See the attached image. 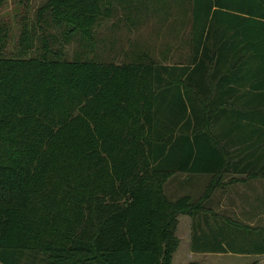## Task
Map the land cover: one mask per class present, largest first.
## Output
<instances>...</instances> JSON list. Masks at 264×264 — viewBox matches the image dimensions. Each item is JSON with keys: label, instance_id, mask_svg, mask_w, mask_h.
<instances>
[{"label": "trees", "instance_id": "trees-1", "mask_svg": "<svg viewBox=\"0 0 264 264\" xmlns=\"http://www.w3.org/2000/svg\"><path fill=\"white\" fill-rule=\"evenodd\" d=\"M174 2L190 50L171 64L66 58L27 23L14 55L0 19V264H171L180 214L193 251H232L242 229L202 224V199L231 167L239 122L264 121V0ZM112 10L45 0L36 15L89 39ZM203 172L204 196H166L174 174Z\"/></svg>", "mask_w": 264, "mask_h": 264}, {"label": "rangeland", "instance_id": "rangeland-1", "mask_svg": "<svg viewBox=\"0 0 264 264\" xmlns=\"http://www.w3.org/2000/svg\"><path fill=\"white\" fill-rule=\"evenodd\" d=\"M44 1L6 0L0 7V19L5 20L11 30L7 48L11 54L23 55L19 37L22 27L27 23L29 27L34 26L35 45H40L43 37H46L53 49L63 44L66 58L80 57L120 63L146 54L165 64L187 61L190 50L189 9H184V6L178 8L174 0H165V8L159 5L160 0H112L111 15L100 19L99 24L92 28L89 39L73 31L67 40L64 34L66 26L54 25L49 18L46 22L44 18L37 20V9ZM208 180L197 177L191 189L188 186L194 184L188 181L186 175L176 173L164 184V192L170 200L190 194L191 190L200 195L213 181L211 178ZM177 218L175 235L179 243L172 254L171 264H238L231 256L218 258L193 251V219L187 214H180Z\"/></svg>", "mask_w": 264, "mask_h": 264}, {"label": "crops", "instance_id": "crops-1", "mask_svg": "<svg viewBox=\"0 0 264 264\" xmlns=\"http://www.w3.org/2000/svg\"><path fill=\"white\" fill-rule=\"evenodd\" d=\"M237 129L239 132L233 134L237 136L233 138L232 155L229 157L231 167L221 174V182L203 197L201 220L205 225L232 224L242 231L237 233L233 230L232 251L200 253L218 258L231 256L238 264L241 261L242 264H264V252L256 250L264 248V121L243 120ZM184 174L194 184L188 186L191 189L197 177L207 178V182L208 178L212 179L210 173ZM194 189L197 190L196 187ZM205 189L200 195L192 190L185 195L196 200L205 195ZM246 227L255 230L246 235ZM205 258L209 259V256Z\"/></svg>", "mask_w": 264, "mask_h": 264}]
</instances>
